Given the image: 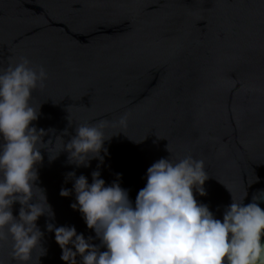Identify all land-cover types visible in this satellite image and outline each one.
Masks as SVG:
<instances>
[{"label":"water","instance_id":"obj_1","mask_svg":"<svg viewBox=\"0 0 264 264\" xmlns=\"http://www.w3.org/2000/svg\"><path fill=\"white\" fill-rule=\"evenodd\" d=\"M21 56L48 74L32 98L45 141L66 130L67 142L76 124L129 113L126 128L105 129L115 136L99 171L106 185L121 174L133 203L155 161L191 155L208 174L206 195L195 197L216 218L232 197L247 204L257 196L264 209V0H0V67ZM41 152L36 184L54 212L50 222L99 244L70 207L74 195H59L72 189L68 172L91 183L99 161L76 167L66 152L51 162ZM34 196L43 199L38 188ZM46 220L37 221L46 252L37 247L29 264H64ZM9 251L0 243L2 264H16Z\"/></svg>","mask_w":264,"mask_h":264},{"label":"clouds","instance_id":"obj_2","mask_svg":"<svg viewBox=\"0 0 264 264\" xmlns=\"http://www.w3.org/2000/svg\"><path fill=\"white\" fill-rule=\"evenodd\" d=\"M47 78L42 65L35 66L23 56L9 58L0 67V243L10 244L9 256L16 264H29L37 247L45 254L44 233L37 226L42 216L47 217L45 229L54 233L64 264H264L262 200L253 196L252 202L244 204L245 197L237 202L231 196L222 220L216 218L195 197L206 195L204 160L187 155L175 162L170 158L155 161L147 168L145 186L134 203L119 183L121 174L106 185L99 167L108 154L105 142L115 135L106 136L105 129L126 128L129 113L115 121L76 124L67 142L62 138L68 135L66 130L54 142L45 141L48 133L33 124L40 106L34 107L32 98ZM58 138L61 149L53 156L50 150ZM42 149L49 162L61 152L76 167L99 161L91 172V183L83 174L77 177L74 171L68 172L66 180L73 181L72 189L59 192L61 197L74 195L70 207L81 214L99 244L93 236L78 234L74 226L50 222L54 212L36 184ZM167 151L171 154L168 146ZM34 188L42 192V201L34 196ZM17 203L20 207L14 216Z\"/></svg>","mask_w":264,"mask_h":264}]
</instances>
